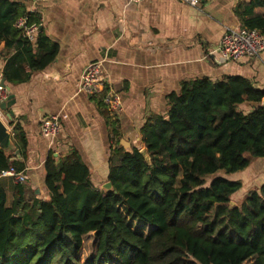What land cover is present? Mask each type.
Masks as SVG:
<instances>
[{
    "label": "trees",
    "instance_id": "trees-1",
    "mask_svg": "<svg viewBox=\"0 0 264 264\" xmlns=\"http://www.w3.org/2000/svg\"><path fill=\"white\" fill-rule=\"evenodd\" d=\"M255 9L264 10V0L240 4L235 15L242 28L264 34V14ZM20 18L39 27L25 2L0 0V54L8 58L1 78L7 84L27 79L25 66L44 70L57 53L40 30L35 46L28 42L14 27ZM263 96L239 76L183 83L167 97L168 113L142 127L144 154L117 144L110 191L92 187L77 151L59 160L50 153L45 200L31 205L19 194L8 209L0 186V264H80L82 238L90 233L96 250L84 264H264V185L231 206L242 184L226 178L247 169L251 159H264ZM244 104L252 105L249 113L240 110ZM18 130L12 141L25 160ZM13 153L0 149V172L22 171ZM147 226L152 228L144 235Z\"/></svg>",
    "mask_w": 264,
    "mask_h": 264
},
{
    "label": "crops",
    "instance_id": "crops-1",
    "mask_svg": "<svg viewBox=\"0 0 264 264\" xmlns=\"http://www.w3.org/2000/svg\"><path fill=\"white\" fill-rule=\"evenodd\" d=\"M248 1L209 0L198 9L178 0H141L137 4L129 0L26 1L27 10L38 15L39 30L57 53L42 71L33 73L25 66L28 78L24 81H3L15 100L8 110L14 116L5 119L6 126L12 139L17 126L26 146L25 160L18 150L11 159L23 164L20 173L25 183L17 186L11 179L0 180L6 208L15 206L19 194L31 205L47 198L44 163L50 153L59 160L77 151L89 168L92 187L102 190L117 144L126 151L133 147L144 150L142 127L150 117L168 113L167 97L178 93L183 83L203 78L220 82L239 76L264 91V52L240 62H214L224 33L242 28L235 10ZM254 13L262 15L264 10ZM2 48L3 44L0 51ZM7 59L0 54V83ZM97 62L105 90L121 98L122 109L116 116L108 114L101 96L79 91L84 69ZM239 108L249 113L252 105ZM55 115L59 116L60 133L50 143L41 136L40 125ZM231 177L242 183L245 196L258 190L264 185V159H251L247 169L228 179ZM91 235L94 237V233L84 237Z\"/></svg>",
    "mask_w": 264,
    "mask_h": 264
},
{
    "label": "built area",
    "instance_id": "built-area-1",
    "mask_svg": "<svg viewBox=\"0 0 264 264\" xmlns=\"http://www.w3.org/2000/svg\"><path fill=\"white\" fill-rule=\"evenodd\" d=\"M141 0H129L137 4ZM193 9H198L209 0H178ZM14 27L22 31L28 42L34 43L38 34L37 25H29L26 18H20ZM217 53L214 62L224 65L230 62H240L246 58H257L264 52V34L258 30L235 28L227 30L221 38L215 50ZM102 68L100 63L89 64L83 71L80 78L79 91L89 96H101V102L111 116H116L122 109L120 96L112 90H105L102 79ZM9 92L0 85V105L7 101ZM264 110V96L259 104ZM0 120L4 123L5 116L0 110ZM40 133L44 139L54 142L60 133L59 116L55 115L42 121ZM1 179H11L15 185L21 186L25 183L22 173L13 168L0 172Z\"/></svg>",
    "mask_w": 264,
    "mask_h": 264
},
{
    "label": "rangeland",
    "instance_id": "rangeland-1",
    "mask_svg": "<svg viewBox=\"0 0 264 264\" xmlns=\"http://www.w3.org/2000/svg\"><path fill=\"white\" fill-rule=\"evenodd\" d=\"M4 123L6 124V122L4 121ZM141 151H144V150H141ZM219 175L223 176V177H226L225 173L223 171L219 172ZM229 176H227L228 178ZM213 177H210L208 179H206V182L208 183L210 181V179H212ZM236 178V177H234ZM228 180L230 181H234L236 179H232L229 178ZM242 184V183H241ZM243 186V185H242ZM242 190V189H241ZM239 191L238 193H236V195L233 196L232 200H231V206H239L242 204L244 198H245V195H244V192L243 191ZM244 195V196H242ZM130 225L132 227L133 230L135 231H139L141 228H140V224L136 221H130ZM152 227H144L142 229L143 231V234L146 235L149 230L151 229ZM82 246H81V249L78 253V262L80 264H84L85 261L92 257L94 254H95V250H96V241H95V237H93L92 235L91 236H88V237H84L82 239ZM67 243L70 245V248H71V243H70V239L67 238ZM72 249V248H71Z\"/></svg>",
    "mask_w": 264,
    "mask_h": 264
},
{
    "label": "water",
    "instance_id": "water-1",
    "mask_svg": "<svg viewBox=\"0 0 264 264\" xmlns=\"http://www.w3.org/2000/svg\"><path fill=\"white\" fill-rule=\"evenodd\" d=\"M26 2L28 0H21ZM0 85L5 88L9 92V88L4 85L3 80L1 81ZM15 104L14 95L10 94L7 98V101L0 105V110L2 112H7L13 105ZM5 119L10 120L13 118V112L8 111L5 115ZM0 149L3 150L6 154H10L14 152V144L12 141V135L8 131V128L5 123L0 120ZM144 154L145 151H140ZM112 189V185L110 183H106L103 185L102 190L110 191Z\"/></svg>",
    "mask_w": 264,
    "mask_h": 264
}]
</instances>
